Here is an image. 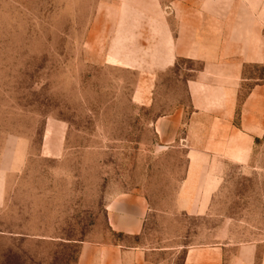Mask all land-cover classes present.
Listing matches in <instances>:
<instances>
[{"label":"rangeland","instance_id":"374dc122","mask_svg":"<svg viewBox=\"0 0 264 264\" xmlns=\"http://www.w3.org/2000/svg\"><path fill=\"white\" fill-rule=\"evenodd\" d=\"M116 2L121 9V0H0V264H77L86 244L216 241L255 244L264 264V133L247 166L207 183L205 213L184 215L186 148L171 138L178 130L164 138L158 126L188 119L186 82L201 64L166 65L170 49L132 46L146 42L117 31ZM247 5L263 10L264 0ZM243 73L239 100L264 84V64ZM120 200L144 207L140 237L110 231L107 207Z\"/></svg>","mask_w":264,"mask_h":264},{"label":"crops","instance_id":"0c3cea01","mask_svg":"<svg viewBox=\"0 0 264 264\" xmlns=\"http://www.w3.org/2000/svg\"><path fill=\"white\" fill-rule=\"evenodd\" d=\"M248 1L121 0V9L119 2L114 4L112 12L123 16L121 23L116 19L117 31L131 32L125 39L146 42L132 46L170 49L163 60L166 65L177 59L201 64L186 82L188 119L163 120L158 126L164 138L167 128L175 129L171 133L178 130L171 138L178 137L186 148L189 188L178 206L186 216L205 213V187L218 186L228 167L247 166L256 139L264 133V84H254L239 100L247 81L244 67L264 64V41L258 34L264 28V9L249 7ZM144 219V207L132 201H114L107 207L106 222L116 235L140 237ZM256 250L252 243L219 241L149 251L119 244H86L80 246L77 264H154L148 258L164 252L182 253L180 264H255Z\"/></svg>","mask_w":264,"mask_h":264}]
</instances>
